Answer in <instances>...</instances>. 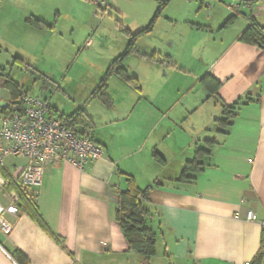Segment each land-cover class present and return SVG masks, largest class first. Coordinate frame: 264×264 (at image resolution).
I'll return each mask as SVG.
<instances>
[{
  "label": "crops",
  "instance_id": "1",
  "mask_svg": "<svg viewBox=\"0 0 264 264\" xmlns=\"http://www.w3.org/2000/svg\"><path fill=\"white\" fill-rule=\"evenodd\" d=\"M68 1L80 4L85 17L67 11L75 5L65 9L53 0H0V102L10 104L9 68L21 60L55 82L72 104L67 109L54 101L57 93L53 101L43 95L54 111L86 113L88 131L104 156L85 171L65 163L46 168L41 186L31 193L50 233L63 243L20 210L5 213L11 231L4 234L0 227V264H251L263 239L260 225L248 222L247 213L264 219V50L240 37L252 21L264 28V0L238 5L212 0L213 6L200 0L189 14L181 10L173 18L164 12L138 38V53L122 63L139 90L112 76L96 95L110 65L127 49L124 31H144L158 3L144 0L147 9L134 24L122 9V3L134 0H107L101 17L94 0ZM109 8L115 12L110 23L117 21L111 30L103 26ZM28 18L47 27L34 28ZM153 53L170 62L152 61L147 56ZM39 55L47 57L48 73L29 58ZM207 75L220 84L217 95L203 85ZM224 106L238 109L227 134L216 128ZM7 109L0 110V118ZM206 141L214 144L203 170L194 182L179 181ZM26 165L11 158L0 167L6 181L2 207L11 205L16 193L11 181L16 183ZM127 176L140 189L152 187L147 206L157 245L149 259L130 248L115 219ZM17 252L26 258L23 263L14 257Z\"/></svg>",
  "mask_w": 264,
  "mask_h": 264
},
{
  "label": "trees",
  "instance_id": "2",
  "mask_svg": "<svg viewBox=\"0 0 264 264\" xmlns=\"http://www.w3.org/2000/svg\"><path fill=\"white\" fill-rule=\"evenodd\" d=\"M257 1V0H256ZM159 8L157 9L154 17L152 18L149 26L142 32L137 34H130L128 31H124V33L129 38V44L125 53L118 57L109 67L105 78L100 82L99 87L96 89L94 95L100 94L107 89V80L116 76L119 79H122L126 84L132 86L134 89L139 90L137 86L136 79L130 77L126 69L122 66L123 60L132 54L138 53L137 40L144 34L149 33L157 19L160 18L162 12L165 10L166 5L169 0H158ZM236 17H231L226 25L232 24L235 21ZM27 22L34 28L37 29H45L47 27L43 22L35 19L28 18ZM240 41L246 45L257 47L261 50H264V28L258 25L256 22L252 21L251 25L246 29V31L241 35ZM152 61L163 63H169V57L163 56L157 53H153L147 56ZM16 65L23 69L30 75H36L39 78H42L46 83V88L49 85L51 88H57L55 82L50 80L46 75L40 73L39 71L31 68L29 65L23 63L21 60L15 59L14 65ZM1 71H3L1 69ZM6 83V88L11 93V101H15L18 99L20 94L23 92V89L16 84L12 79L8 78ZM203 85L206 87L210 95H217L219 89V83L212 78L210 75H207L203 79ZM26 93V92H24ZM27 94V93H26ZM41 98V97H40ZM45 99V98H42ZM47 100V99H46ZM251 101V99H248ZM245 104L239 103L237 106H243ZM12 106L4 111V113H10ZM51 115L53 117L61 120L66 126L73 127L78 126L83 129L84 132H88V129L91 127V121L86 115V113L81 109L77 110L70 116L60 115L50 105ZM237 108L224 106L222 111V117L216 120V128L219 133L227 134L229 127L233 125L234 119L238 116ZM214 141H206L204 143V147L199 148L195 151V157L192 161L186 163L183 172L180 176L179 181H189L194 182L196 180V175L203 170L205 159L211 155V147L213 146ZM6 177H8L6 175ZM126 189L121 190L118 193V200L115 208V219L120 224V227L123 231L124 237L130 245V248L136 253L142 255L144 258L149 259L155 256L156 254V245L157 238L156 233L152 226V219L154 215L151 213L148 205L150 201V191L152 187H148L146 189H140L134 178L127 176L126 177ZM158 185L156 184L155 187ZM11 192H16L19 196V204L18 209L24 215H27L30 219H32L35 223L38 224L40 228H42L45 232L50 231L43 219L41 218L37 205L35 203V193H31L30 191H24L21 189L16 183L11 181ZM34 192V191H33ZM51 236L59 243L62 244L63 241L60 238H57L53 234ZM14 257L20 262L26 260L24 256L20 253H15ZM263 262V254L260 252L258 257L251 264H262Z\"/></svg>",
  "mask_w": 264,
  "mask_h": 264
},
{
  "label": "built area",
  "instance_id": "3",
  "mask_svg": "<svg viewBox=\"0 0 264 264\" xmlns=\"http://www.w3.org/2000/svg\"><path fill=\"white\" fill-rule=\"evenodd\" d=\"M93 3L100 11L107 8V0H94ZM10 105L11 112L0 118V167L11 158L26 160L27 165L16 177V183L24 191L33 192L41 186L48 166L65 163L85 171L90 163L104 156L103 147L94 141L90 131L84 132L78 126L68 127L53 117L48 100L22 92ZM5 185L0 171V190ZM10 200L11 205L7 208L0 205V227L4 234H9L11 227L3 215L19 213L18 194H11ZM247 221L258 223L262 229L260 252L264 264V219H258L250 211Z\"/></svg>",
  "mask_w": 264,
  "mask_h": 264
},
{
  "label": "rangeland",
  "instance_id": "4",
  "mask_svg": "<svg viewBox=\"0 0 264 264\" xmlns=\"http://www.w3.org/2000/svg\"><path fill=\"white\" fill-rule=\"evenodd\" d=\"M53 1H55L56 3H61L62 7H65V9L71 8V7H69V5H72V6L75 5L73 1L70 2L68 0H63V1L62 0L61 1L60 0H53ZM129 1H131V0H129ZM220 1L224 2L227 5H230V4L238 5V4H240V2H238L236 0H220ZM199 2H200V0H169L168 4L165 7V10L162 12L161 16L163 15L164 12H166L165 15L169 14V16H173V18H175L177 13L181 10H183L185 12L184 15L189 14L190 10H192V8H194V7L196 8L197 5H199ZM157 3H158V5H157V9H158L160 2H158V0H157ZM207 3L209 5L211 4L212 6L214 4H216V2H213L212 0H208ZM75 6L72 7L71 9L67 10V11L68 12L69 11H75V12L77 11L78 15L82 14V16L79 17V19L85 17V16H83V13L85 11V10H83V7H81L80 4H77ZM94 7H95L94 9H96L98 11V14H100L98 17H101L102 11H100L95 5H94ZM122 9L127 13V15L130 16V17H127L126 21H128L130 23L134 22V24H136L137 21H140L139 18L137 17V15H139V13H141V12L146 11L147 6H146V3L144 0H134V1H131L128 3L127 2L122 3ZM206 10L209 11L210 9H206ZM206 10H204V11H206ZM155 13H154V15H155ZM109 15H111V16L115 15V12L112 10V8H109L108 14L105 16V22H104L103 26L104 27L109 26L108 27L109 29H110V27L115 29V25L117 24V21L115 23V20H112V23H110ZM154 15L152 16V18L154 17ZM71 19H73V18L71 17ZM157 21H158V19H157ZM161 24H163V23H161ZM180 25L183 26L182 23H180ZM32 56H30L29 58H32V61H34V63L39 67V69L43 70L44 73H48L47 71L50 68V63L47 61V57H42L40 55L37 57H32ZM0 62H2V48H0ZM13 68L14 69H12V70H10L11 68H9V72L12 75V79H14L17 83H19L21 85V87L24 86L25 90L28 91L27 94L29 96L43 98V95H45L51 101L52 96L57 93L55 95L54 101L56 103H59L60 105H62V107H66L67 109L72 108V104L69 101V99L67 97H65L62 92H59L57 88L53 89L49 85L46 88V83L42 78H39L36 75L34 76V75L28 74L23 69H20L17 65ZM59 81H61V80H59ZM68 83H70V79L66 80L65 85H67ZM198 115H199V113H198ZM200 116H201V114H200ZM126 184H127V181L125 179L124 185H126Z\"/></svg>",
  "mask_w": 264,
  "mask_h": 264
},
{
  "label": "water",
  "instance_id": "5",
  "mask_svg": "<svg viewBox=\"0 0 264 264\" xmlns=\"http://www.w3.org/2000/svg\"><path fill=\"white\" fill-rule=\"evenodd\" d=\"M240 3H253L255 2L256 0H236ZM9 103H4V102H0V110H4V109H7L9 107Z\"/></svg>",
  "mask_w": 264,
  "mask_h": 264
}]
</instances>
